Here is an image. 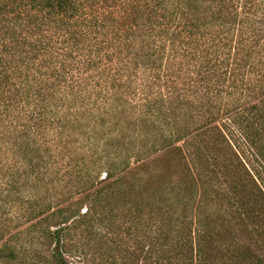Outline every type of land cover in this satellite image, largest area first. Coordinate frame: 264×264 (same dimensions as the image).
Returning a JSON list of instances; mask_svg holds the SVG:
<instances>
[{
    "label": "trees",
    "instance_id": "obj_1",
    "mask_svg": "<svg viewBox=\"0 0 264 264\" xmlns=\"http://www.w3.org/2000/svg\"><path fill=\"white\" fill-rule=\"evenodd\" d=\"M235 1L0 0V257L36 243L43 256L27 259L68 264L51 247L59 235L82 257L78 232L135 219L143 260L165 248L174 264H215L222 247L256 260L221 231L248 218L264 233V44L260 21L237 23ZM161 150L155 180L121 183ZM160 196L178 205L168 222ZM22 220L35 221L16 234L42 239L14 243Z\"/></svg>",
    "mask_w": 264,
    "mask_h": 264
},
{
    "label": "rangeland",
    "instance_id": "obj_2",
    "mask_svg": "<svg viewBox=\"0 0 264 264\" xmlns=\"http://www.w3.org/2000/svg\"><path fill=\"white\" fill-rule=\"evenodd\" d=\"M252 2H255V8H254V5H253V8H250L251 9L249 13L250 16H248L247 14H244V11H243L244 0L235 1V9H237V12L239 13L237 15V20H239L237 21V23L239 22V24H241V19L246 20L248 24H251L252 22H254V20L260 21V23H258L257 26L258 28H260L259 34L262 35L260 38V42L264 44V0H252ZM223 5L225 6V3L221 1L220 5L218 6V10L220 7L223 8ZM237 23L233 25V31H232L233 32L232 34L233 44H235V42L238 41L240 37V31L238 30L240 27ZM248 24L246 23L244 25L247 26ZM143 79L144 78L142 76L141 82L147 84V81H144ZM163 80H165V78ZM149 83L153 87H160L162 85L158 83L153 84V81H149ZM174 85L177 86L178 88L177 90L179 89L181 90V91L179 90V92L186 95V92L184 90L185 83L182 81L181 78L175 77ZM166 107L168 106L166 105ZM120 110H122V108H118V111ZM133 116H134V111H131V112H128V114H125L126 119L132 120L131 118ZM195 122H196V117H193V118L190 117V121L187 122L186 125L181 126L180 121H178V125L180 126V130H181V127L183 128V130L184 128H188V130H192V128H194L195 126L194 124ZM97 129L101 131V127H98ZM217 133H218L217 130L215 131L212 130L211 132L209 131V133H206V135L208 134L214 141H216V139L219 137L217 136ZM182 141L183 139L179 140V142H182ZM161 153H163V150L147 157L146 159L142 160L143 162L140 161L141 163L140 162L132 163L129 169H127L124 172L119 173V175H121V183L127 184V182L130 181V182H134L135 184H138L136 182L137 179L143 180V182H140V183H144L147 180H150V181L153 179L155 180V177L153 176L154 173H157V171H161V170L163 171V168H164L161 161H159V159L157 160L158 155H160ZM145 160H148V162ZM149 171L151 172L152 176L150 175ZM153 184H154V181H153ZM166 188H168V185L166 186ZM159 199L161 203V209L163 210V215L165 218H167V222H168V219H170L172 216L171 207H178V205L171 206L172 201L171 200L166 201L161 196L159 197ZM84 208L85 206H83L82 210H84ZM33 221L35 220H31L27 222L23 220L17 221V222L12 221L13 226L19 225V227L17 228V230H13V232H11L10 234L12 235L11 240L16 244L22 243L24 245L25 242H28L30 240L29 238H31V240L33 241H37V239H42L43 235L42 233H39V232L35 234L27 235L29 238L26 237L25 234H16L19 231H21L23 227H26L27 225L31 224V222ZM99 223L100 222L98 221L95 226L97 229H94L92 234H88L86 232H83V233L78 232V236H74L75 241H73V243L75 242V244H78L79 246H81L83 250L82 257H77V256L72 255V253L65 252V249L59 245L60 235L57 238V242L52 243L51 245L52 250L54 251L57 248L58 256L59 255L62 256L68 264H174L175 263L176 260L173 259L174 255L165 248H162L160 250L161 252L152 253L153 255L151 254L152 257L149 258L148 261L143 260V256L147 254V246L149 244V239H146V241L142 243V244H146L144 249H142L139 246L141 242L139 240L138 234L135 229V225H136L135 219L132 222H129V224L126 223V225L121 229H114V227H112L110 224L99 225ZM230 223L232 224V227H230L231 231L221 230L224 234V240H225L224 242L234 247H236L237 244H239L238 250L230 248L231 249V251H229L230 254L232 255L233 254L232 250H235L236 252L234 251V253L236 255H240L241 253H243L242 250H244V248H241V245H245V246L249 245L248 246L249 250H247V252L252 253L256 259L252 264H258L257 263L258 261H260L259 264H264V233L254 228L256 226V223L251 222V219H248V218L247 219L243 218L242 221L235 218ZM51 229H53V227H51ZM99 229L101 230V235L102 234L105 235L103 238L104 240L102 239L103 242H106L109 244V242L113 238L116 239V240L114 239L113 241H111L112 243L110 245H113V247H110L109 249L110 251H108L107 253L100 252L97 249V245H98L97 239L98 238L97 239L95 238L97 235L101 236L99 233ZM173 231H171V235ZM151 234L152 233H149V235ZM9 236L7 235L6 238L7 237L9 238ZM34 244H35V247H32V249L36 250L37 252H34V251L30 252L28 250L26 254L18 253L13 256L5 255L4 257H0V264H57L55 260L53 259L52 254L50 253H49V256H51L52 260H49L47 263L42 262V261L38 262L36 259L34 260V262L27 259L28 257L33 256V253H35L38 257L43 256L40 253L44 251L41 250V248L36 243ZM222 250H223V247L216 252L215 264H237L235 257L228 258V255H227L228 252L226 250H223L222 252ZM182 258H184V256H182ZM258 259H261V260H258ZM185 261H190V259H187ZM193 262H195V259L192 261V264ZM238 262L241 264V262L239 261V257H238Z\"/></svg>",
    "mask_w": 264,
    "mask_h": 264
}]
</instances>
